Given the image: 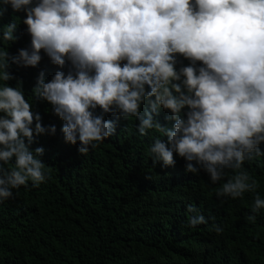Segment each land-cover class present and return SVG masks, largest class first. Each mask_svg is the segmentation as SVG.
<instances>
[{
    "label": "clouds",
    "instance_id": "obj_1",
    "mask_svg": "<svg viewBox=\"0 0 264 264\" xmlns=\"http://www.w3.org/2000/svg\"><path fill=\"white\" fill-rule=\"evenodd\" d=\"M8 6L25 13L30 45L16 55L0 49V203L29 181L38 187L51 178L43 147L30 146L56 126H43L31 111L22 81L6 83L14 79L12 64L35 67L43 51L68 70L47 81L40 71L32 94L63 121L73 160L132 118L140 135L154 130L149 152L161 180L202 170L213 184L225 181L216 198L251 192L247 220L255 223L264 198L243 165L264 156V0H0V16ZM16 29L15 20L0 25V39L16 40ZM177 54L189 63L177 68ZM161 108L170 115L161 117ZM215 197L185 202L196 233H211L208 217L215 233L224 231L227 216ZM173 229L183 231L179 221ZM198 249L173 246L174 261L209 264Z\"/></svg>",
    "mask_w": 264,
    "mask_h": 264
},
{
    "label": "trees",
    "instance_id": "obj_2",
    "mask_svg": "<svg viewBox=\"0 0 264 264\" xmlns=\"http://www.w3.org/2000/svg\"><path fill=\"white\" fill-rule=\"evenodd\" d=\"M24 16L10 6L0 16V25L17 23L16 40L0 39V49L11 55L30 45ZM41 56L35 67L12 64L8 71L14 79L6 83L15 87L17 80L22 81L31 111L40 114L43 126H56L55 134L36 135L30 146L43 147L41 159L51 178L38 187L29 181L0 203V264H180L182 260L174 261L173 246L204 248L209 264H264V209L256 214L255 223L247 220L254 194L217 199L215 191L225 181L213 184L202 170L198 174L174 170L183 178L164 182L159 162L153 166L149 152L154 130L140 135L132 118L117 122L113 135L73 160V144L66 143L60 131L63 121L48 102L32 94L40 71L47 81L58 70L67 72L68 66L59 68L43 51ZM177 59V68L189 63L179 54ZM147 108L145 102L141 113ZM161 111V117L170 115ZM259 147L264 151V142ZM13 166L14 158L4 165ZM243 167L258 181L257 192L264 198V156L246 160ZM198 197H215L224 209L222 233H215L211 217V233L206 235L188 225L185 202ZM177 219L180 233L173 229Z\"/></svg>",
    "mask_w": 264,
    "mask_h": 264
}]
</instances>
